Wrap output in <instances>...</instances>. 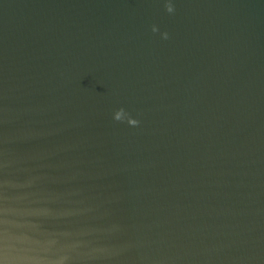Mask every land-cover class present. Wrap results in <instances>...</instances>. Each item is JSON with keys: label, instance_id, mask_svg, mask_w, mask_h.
I'll use <instances>...</instances> for the list:
<instances>
[{"label": "water", "instance_id": "water-1", "mask_svg": "<svg viewBox=\"0 0 264 264\" xmlns=\"http://www.w3.org/2000/svg\"><path fill=\"white\" fill-rule=\"evenodd\" d=\"M173 3L0 0V264H264V0Z\"/></svg>", "mask_w": 264, "mask_h": 264}, {"label": "clouds", "instance_id": "clouds-1", "mask_svg": "<svg viewBox=\"0 0 264 264\" xmlns=\"http://www.w3.org/2000/svg\"><path fill=\"white\" fill-rule=\"evenodd\" d=\"M165 11L168 14H174L175 13V5L173 3V0H165ZM151 31L153 33L159 32L158 26L155 24L152 25ZM160 36L162 39L167 40L169 39V33L168 32H162L160 33ZM113 120L116 122L124 123L126 122L131 127H138L140 125V120L133 118L130 113H128L124 108H119L113 113Z\"/></svg>", "mask_w": 264, "mask_h": 264}]
</instances>
